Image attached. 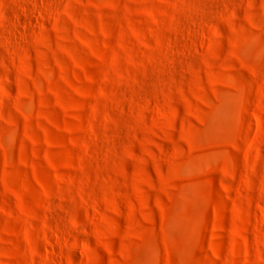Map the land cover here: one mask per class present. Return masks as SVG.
Masks as SVG:
<instances>
[{"label":"rangeland","instance_id":"obj_1","mask_svg":"<svg viewBox=\"0 0 264 264\" xmlns=\"http://www.w3.org/2000/svg\"><path fill=\"white\" fill-rule=\"evenodd\" d=\"M0 264H264V0H0Z\"/></svg>","mask_w":264,"mask_h":264}]
</instances>
